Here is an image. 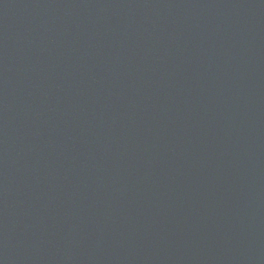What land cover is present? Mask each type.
Wrapping results in <instances>:
<instances>
[{
    "label": "water",
    "instance_id": "95a60500",
    "mask_svg": "<svg viewBox=\"0 0 264 264\" xmlns=\"http://www.w3.org/2000/svg\"><path fill=\"white\" fill-rule=\"evenodd\" d=\"M0 264H264V0H0Z\"/></svg>",
    "mask_w": 264,
    "mask_h": 264
}]
</instances>
